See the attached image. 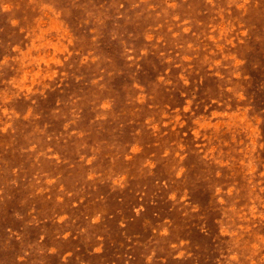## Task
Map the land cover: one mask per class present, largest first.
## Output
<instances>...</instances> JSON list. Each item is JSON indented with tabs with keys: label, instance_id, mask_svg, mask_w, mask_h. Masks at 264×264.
Wrapping results in <instances>:
<instances>
[{
	"label": "rangeland",
	"instance_id": "obj_1",
	"mask_svg": "<svg viewBox=\"0 0 264 264\" xmlns=\"http://www.w3.org/2000/svg\"><path fill=\"white\" fill-rule=\"evenodd\" d=\"M0 264H264V0H0Z\"/></svg>",
	"mask_w": 264,
	"mask_h": 264
}]
</instances>
